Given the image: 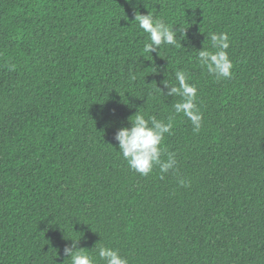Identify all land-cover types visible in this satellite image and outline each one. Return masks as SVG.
I'll use <instances>...</instances> for the list:
<instances>
[{
	"label": "trees",
	"instance_id": "1",
	"mask_svg": "<svg viewBox=\"0 0 264 264\" xmlns=\"http://www.w3.org/2000/svg\"><path fill=\"white\" fill-rule=\"evenodd\" d=\"M137 10L188 39L143 52ZM213 32L231 78L198 62ZM177 70L199 132L158 90ZM138 109L172 117L163 178L118 151ZM72 239L93 264L101 245L128 264H264V0H0V264H70Z\"/></svg>",
	"mask_w": 264,
	"mask_h": 264
},
{
	"label": "clouds",
	"instance_id": "2",
	"mask_svg": "<svg viewBox=\"0 0 264 264\" xmlns=\"http://www.w3.org/2000/svg\"><path fill=\"white\" fill-rule=\"evenodd\" d=\"M131 2V0H129ZM139 27L148 34V41L144 44L143 52L159 55L161 45H176L177 40H187L184 27L175 29L173 26L165 24L163 20L154 18L153 14L147 12L142 14L138 10L134 13V19ZM179 32V37H177ZM211 46L213 50L202 48L197 50V59L202 67H205L209 74H214L216 79L231 78L233 62L229 58L227 49L229 48V37L227 33H209ZM12 65L10 70L14 69ZM158 69L154 73L159 72ZM135 79L134 76L131 77ZM176 83L172 84L168 79L161 81L163 88L158 90L169 97H181V100L173 104L176 114L182 113L187 117L192 125L193 131L199 132L202 126V113L195 103L197 88L188 82V77L182 70L175 72ZM167 89V92L164 91ZM130 126H121L117 129L114 139L118 142L119 152L126 160L130 169L138 172L142 176H147L153 170L154 166H159L161 178L163 174L174 169L177 164L175 155L168 153L166 161L161 159L165 152L162 142L165 134H170L173 127L172 117L168 121L159 120L155 116H149L147 119L141 114L139 109L128 118ZM181 185L185 184L183 179L179 180ZM72 244L64 248V255L70 259V264H93L89 255L79 251L78 240L72 239ZM98 256L103 264H128L125 257H122L118 250L108 246L101 245L98 248Z\"/></svg>",
	"mask_w": 264,
	"mask_h": 264
}]
</instances>
